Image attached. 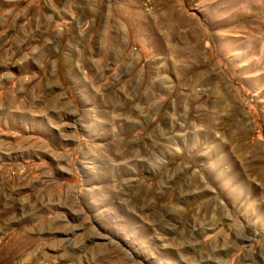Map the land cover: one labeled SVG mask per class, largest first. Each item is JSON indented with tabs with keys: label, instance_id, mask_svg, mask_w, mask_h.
Returning a JSON list of instances; mask_svg holds the SVG:
<instances>
[{
	"label": "rangeland",
	"instance_id": "374dc122",
	"mask_svg": "<svg viewBox=\"0 0 264 264\" xmlns=\"http://www.w3.org/2000/svg\"><path fill=\"white\" fill-rule=\"evenodd\" d=\"M0 264H264V0H0Z\"/></svg>",
	"mask_w": 264,
	"mask_h": 264
},
{
	"label": "bare ground",
	"instance_id": "6f19581e",
	"mask_svg": "<svg viewBox=\"0 0 264 264\" xmlns=\"http://www.w3.org/2000/svg\"><path fill=\"white\" fill-rule=\"evenodd\" d=\"M185 119V118H184ZM112 123V122H111ZM126 127V126H125ZM89 129V128H88ZM206 131V130H205ZM114 139V138H113ZM121 141V140H120ZM134 152V151H133ZM130 153V152H129ZM135 164V163H134ZM216 167V166H215ZM139 189V188H138Z\"/></svg>",
	"mask_w": 264,
	"mask_h": 264
}]
</instances>
